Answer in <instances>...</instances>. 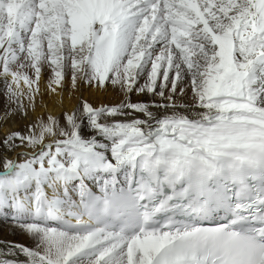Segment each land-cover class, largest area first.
<instances>
[{
    "label": "snow or ice",
    "instance_id": "1",
    "mask_svg": "<svg viewBox=\"0 0 264 264\" xmlns=\"http://www.w3.org/2000/svg\"><path fill=\"white\" fill-rule=\"evenodd\" d=\"M0 94V264H264V0H0Z\"/></svg>",
    "mask_w": 264,
    "mask_h": 264
},
{
    "label": "bare ground",
    "instance_id": "2",
    "mask_svg": "<svg viewBox=\"0 0 264 264\" xmlns=\"http://www.w3.org/2000/svg\"><path fill=\"white\" fill-rule=\"evenodd\" d=\"M45 75H47V73ZM85 95H91V94L86 92ZM64 103L66 105H70L72 103H75V99L74 98H69L66 95L65 98H64ZM3 107H4V99H3L2 94H0V112L3 111ZM8 127H12V125L11 124H9V125L0 124V134H2L3 131L6 130ZM5 237H7L8 239H11V240L19 241V242H26V237L25 236H23L21 234H17V235L8 234L6 232V230L3 228V226L0 225V238H5Z\"/></svg>",
    "mask_w": 264,
    "mask_h": 264
}]
</instances>
